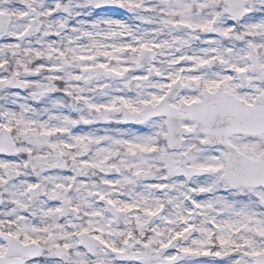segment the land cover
<instances>
[{
  "label": "snow or ice",
  "instance_id": "1",
  "mask_svg": "<svg viewBox=\"0 0 264 264\" xmlns=\"http://www.w3.org/2000/svg\"><path fill=\"white\" fill-rule=\"evenodd\" d=\"M0 264H264V0H0Z\"/></svg>",
  "mask_w": 264,
  "mask_h": 264
}]
</instances>
